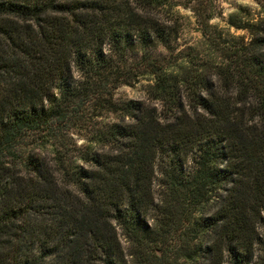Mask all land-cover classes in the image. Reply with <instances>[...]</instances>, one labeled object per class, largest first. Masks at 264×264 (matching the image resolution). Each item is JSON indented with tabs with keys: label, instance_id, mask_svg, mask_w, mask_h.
<instances>
[{
	"label": "trees",
	"instance_id": "1",
	"mask_svg": "<svg viewBox=\"0 0 264 264\" xmlns=\"http://www.w3.org/2000/svg\"><path fill=\"white\" fill-rule=\"evenodd\" d=\"M255 1L0 0V264H264Z\"/></svg>",
	"mask_w": 264,
	"mask_h": 264
},
{
	"label": "rangeland",
	"instance_id": "2",
	"mask_svg": "<svg viewBox=\"0 0 264 264\" xmlns=\"http://www.w3.org/2000/svg\"><path fill=\"white\" fill-rule=\"evenodd\" d=\"M195 0H182L183 4H192ZM217 5V10L222 12V15H217L213 18L212 23L218 25L222 28L229 29L227 24V19L230 13L236 12L241 6H246L251 8L254 12L259 11V5L255 0H215ZM180 12L183 15L182 24L183 28L180 33V38L178 40L179 47L189 48L190 46L194 47H203V37L201 32L199 31V26L196 21V17L194 12L184 5L179 7ZM231 32L236 34H243L244 31L236 30L235 28H231ZM150 81L148 78H141L139 81H135L130 85H122L116 90L117 98H133V99H142L147 100V88ZM49 157H51V152L49 150L43 151ZM156 190H158L157 185L155 186ZM156 198H159L158 191H156ZM126 241L124 239V245H126Z\"/></svg>",
	"mask_w": 264,
	"mask_h": 264
}]
</instances>
